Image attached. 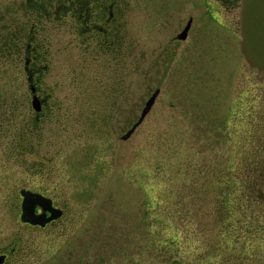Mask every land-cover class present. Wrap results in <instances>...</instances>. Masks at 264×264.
Returning <instances> with one entry per match:
<instances>
[{"label": "rangeland", "instance_id": "obj_1", "mask_svg": "<svg viewBox=\"0 0 264 264\" xmlns=\"http://www.w3.org/2000/svg\"><path fill=\"white\" fill-rule=\"evenodd\" d=\"M128 3L125 35L110 50L101 34L89 43L69 17L52 16L35 34L45 69H25L24 49L15 66L0 58V239L15 246L7 264H170L161 239L175 223L206 224L210 175L264 137V70L241 53L233 17L218 25L195 15L189 51L157 65L175 15L156 0ZM12 6L17 22L33 12ZM46 93L39 116L32 98ZM21 188L56 195L65 206L57 225L21 221Z\"/></svg>", "mask_w": 264, "mask_h": 264}, {"label": "flooded vegetation", "instance_id": "obj_2", "mask_svg": "<svg viewBox=\"0 0 264 264\" xmlns=\"http://www.w3.org/2000/svg\"><path fill=\"white\" fill-rule=\"evenodd\" d=\"M156 1L159 12L162 13L168 10V17L172 18L175 15L173 17L175 19L171 25L167 22L168 20L162 25L165 29L170 25L172 31L165 43L158 46V54L154 60V64L164 63L168 65L177 53L189 51L193 37L192 30L198 29V26L192 25L195 15L200 17L201 20L204 18L205 21L211 18L218 25H223L222 21L224 19L233 17L234 20L232 23L237 21V28L236 26L234 28L232 26L231 29L238 34L237 41L240 40L239 13L241 0H171L168 3H164L162 0ZM24 2L4 0L2 3L0 0V58L8 60L10 65H16V53L18 50L20 52L24 49V54L29 53V55L33 50L46 54L47 50L43 48L41 43L35 40L36 31L40 29L37 21L42 19V17H46V20H49L52 16L62 20L69 17L73 32L77 38L83 36L84 39L88 38L89 43H96V37L101 34L106 38L104 42L102 41L103 43L101 44L103 46L101 47L107 50H110L111 47L117 44L115 38L117 35H125V14L128 10L129 0H24ZM14 4L19 5L20 8V5H25L28 7V11L33 12L26 19L17 22V15L9 9ZM188 6L190 10L187 12V18H185V13L177 12L179 9H188ZM200 7H204V9L201 10ZM162 15L164 14L162 13ZM164 16L166 17V15ZM206 28V25L203 24V30ZM30 60V56H25V69L30 68ZM42 67L45 69L46 65L42 63ZM37 68H41L40 65ZM30 75L31 73L28 75L29 78ZM33 87L31 85L32 89ZM48 98L49 93L41 97L40 110L46 105ZM40 110L36 114L41 113ZM30 190L38 192L44 197V205L34 204V214H42L43 218H45L52 213L49 208H55L54 212L59 213V215L47 220L44 224L22 220V196L20 194L19 209L21 221L27 227L35 229H43L49 225H57L61 215L65 212V206L58 203L55 194H48L36 189ZM14 250L15 246L12 245V242L0 239V264H7L10 254Z\"/></svg>", "mask_w": 264, "mask_h": 264}, {"label": "trees", "instance_id": "obj_3", "mask_svg": "<svg viewBox=\"0 0 264 264\" xmlns=\"http://www.w3.org/2000/svg\"><path fill=\"white\" fill-rule=\"evenodd\" d=\"M29 56L30 71L39 72L42 63L38 60L46 59V54L34 51ZM208 182L214 191L206 199L208 222L199 229L175 223L172 235L161 239L163 251L171 247L167 249L169 263L264 264V137L254 147L245 148L241 160L219 167ZM161 201L166 203L163 210L168 221L170 203ZM181 203L177 199L176 204Z\"/></svg>", "mask_w": 264, "mask_h": 264}, {"label": "water", "instance_id": "obj_4", "mask_svg": "<svg viewBox=\"0 0 264 264\" xmlns=\"http://www.w3.org/2000/svg\"><path fill=\"white\" fill-rule=\"evenodd\" d=\"M239 29H240V51L246 61L261 70H264V0H241L239 13ZM156 88L145 100L139 115L129 125L123 133L122 138H127L143 120L146 113L153 104L156 95ZM39 99L33 95L32 105L36 110L40 109ZM21 218L32 223L44 224L47 220L56 217L59 213L54 212L55 208H49L52 213L43 218L42 214H34L33 206L38 203L44 205L43 196L27 188H21Z\"/></svg>", "mask_w": 264, "mask_h": 264}]
</instances>
